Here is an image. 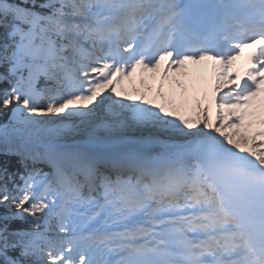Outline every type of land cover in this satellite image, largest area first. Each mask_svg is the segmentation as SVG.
Here are the masks:
<instances>
[{
	"label": "snow or ice",
	"instance_id": "obj_1",
	"mask_svg": "<svg viewBox=\"0 0 264 264\" xmlns=\"http://www.w3.org/2000/svg\"><path fill=\"white\" fill-rule=\"evenodd\" d=\"M0 85V264H264V0H0Z\"/></svg>",
	"mask_w": 264,
	"mask_h": 264
},
{
	"label": "bare ground",
	"instance_id": "obj_2",
	"mask_svg": "<svg viewBox=\"0 0 264 264\" xmlns=\"http://www.w3.org/2000/svg\"><path fill=\"white\" fill-rule=\"evenodd\" d=\"M200 75H202L204 77V79L206 78H210V79H213V70L210 66L208 67H204L200 73Z\"/></svg>",
	"mask_w": 264,
	"mask_h": 264
},
{
	"label": "rangeland",
	"instance_id": "obj_3",
	"mask_svg": "<svg viewBox=\"0 0 264 264\" xmlns=\"http://www.w3.org/2000/svg\"><path fill=\"white\" fill-rule=\"evenodd\" d=\"M135 86H136L137 88H142V87H144L143 85H141V84L139 83L138 79H137V82H136V85H135ZM124 87H125L126 89H128L129 91H131V89H132V84H131L130 82L126 81Z\"/></svg>",
	"mask_w": 264,
	"mask_h": 264
},
{
	"label": "trees",
	"instance_id": "obj_4",
	"mask_svg": "<svg viewBox=\"0 0 264 264\" xmlns=\"http://www.w3.org/2000/svg\"><path fill=\"white\" fill-rule=\"evenodd\" d=\"M6 117H7V115H5V117H3V118H0V122H1L2 119L5 120ZM4 211H5L4 208H2V209L0 208V213H3Z\"/></svg>",
	"mask_w": 264,
	"mask_h": 264
}]
</instances>
